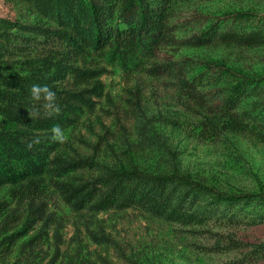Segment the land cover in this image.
Masks as SVG:
<instances>
[{
  "label": "trees",
  "instance_id": "obj_1",
  "mask_svg": "<svg viewBox=\"0 0 264 264\" xmlns=\"http://www.w3.org/2000/svg\"><path fill=\"white\" fill-rule=\"evenodd\" d=\"M5 1L26 6L34 17L29 21L0 16V187L13 184L23 191L39 186L52 171L63 176L79 168H65V160H57L63 172L52 166L59 142L51 139V129L57 124L62 129L75 125L83 110L94 106V98L105 95L100 80L104 70L94 62L96 54L105 53L107 62L128 76L144 71L165 77L198 109L209 136L242 133L264 143V76L163 51L231 44L263 47L264 10L191 13L182 18L181 0ZM185 22L192 26L189 32L183 30ZM147 60L150 67H144ZM33 84L56 92L59 112L48 115L42 102L31 99ZM58 187L75 211L133 208L188 227L264 220V195L137 165L106 167L91 178L63 181ZM246 208H251L248 217L243 214ZM34 219H44L43 212L30 211L26 220ZM14 235L0 240V260L8 254ZM55 235L59 241L60 235ZM228 244L225 248L246 249L241 259L229 264L264 258V243L231 240ZM57 256L55 246L53 262Z\"/></svg>",
  "mask_w": 264,
  "mask_h": 264
},
{
  "label": "rangeland",
  "instance_id": "obj_2",
  "mask_svg": "<svg viewBox=\"0 0 264 264\" xmlns=\"http://www.w3.org/2000/svg\"><path fill=\"white\" fill-rule=\"evenodd\" d=\"M178 9L182 18L191 13L261 12L264 0H181ZM0 16L31 21L34 14L24 5L0 0ZM184 25V31L192 29ZM163 51L264 76V46L165 47ZM93 59L104 70L100 80L105 95L94 98V106L84 109L75 125L63 129L65 138L53 155L57 171H64L57 160H65V168H79L63 176L52 171L39 186L23 191L13 184L0 187V240L15 234L0 264H229L246 251L225 248L231 240L264 243V220L188 227L139 209L75 211L64 201L59 183L91 178L106 167L131 165L264 195V143L242 133L209 136L198 109L165 77L144 71L128 76L115 63L109 64L105 53ZM30 211H42L45 220L27 221ZM250 212L246 208L243 214L248 217ZM55 246L58 256L53 262ZM248 264H264V258Z\"/></svg>",
  "mask_w": 264,
  "mask_h": 264
},
{
  "label": "clouds",
  "instance_id": "obj_3",
  "mask_svg": "<svg viewBox=\"0 0 264 264\" xmlns=\"http://www.w3.org/2000/svg\"><path fill=\"white\" fill-rule=\"evenodd\" d=\"M31 99L37 102H42V108L46 114L52 115L59 112V106L56 103V92L49 88L47 85L33 84L30 88ZM51 139L56 142H63L64 132L63 129L57 124L51 129ZM38 139L33 143H38ZM31 147V144H29Z\"/></svg>",
  "mask_w": 264,
  "mask_h": 264
}]
</instances>
